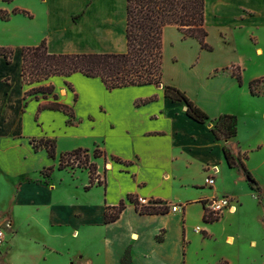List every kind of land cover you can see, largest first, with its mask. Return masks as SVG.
<instances>
[{
	"label": "crops",
	"instance_id": "1",
	"mask_svg": "<svg viewBox=\"0 0 264 264\" xmlns=\"http://www.w3.org/2000/svg\"><path fill=\"white\" fill-rule=\"evenodd\" d=\"M0 9L10 13L0 18V47L13 51L9 61L0 55V264H122L127 252L129 264H264V243L257 246L251 229L238 230L236 204L216 220L204 217L205 202L215 197L240 206L245 197H258L242 168L227 165L223 146L263 192L248 160L264 150L253 127L257 115L264 121V92L249 88L264 76V65L248 70L264 54V0H205L212 50L165 26L161 86L109 90L98 77L76 72L43 81L53 86L47 98L30 93L38 84L22 82V48L44 40L50 53H123L126 0H0ZM238 38L248 55L239 51ZM238 67L241 83L231 73ZM164 85L183 91L209 120L187 116L184 102L164 96ZM54 94L71 117L38 108ZM221 114L237 116L235 137H214L211 120ZM40 139L54 140L55 157L33 147ZM77 148L87 149L95 165L90 186L87 167H59L60 157ZM209 174L213 185L205 183ZM129 195L146 198L144 206L161 201L167 211L141 213ZM121 201L119 217L105 223V207ZM83 239L95 250L83 253Z\"/></svg>",
	"mask_w": 264,
	"mask_h": 264
},
{
	"label": "trees",
	"instance_id": "2",
	"mask_svg": "<svg viewBox=\"0 0 264 264\" xmlns=\"http://www.w3.org/2000/svg\"><path fill=\"white\" fill-rule=\"evenodd\" d=\"M21 12L13 9L12 13ZM24 12V11H22ZM10 13L0 9V18L8 19ZM167 25L175 26L183 37L196 39L200 47L212 50L206 42L207 30L205 29V0H126V51L123 53H50L44 40L37 45L25 46L21 50V76L25 84H38L30 93H42L44 98L53 92L52 85L41 83L53 76L67 77L79 72L87 77H98L107 89L125 86H142L159 84L162 78L163 42L162 33ZM12 49L0 47V55L7 61L11 59ZM231 73L241 83V70L232 69ZM264 81V76L249 82L250 92L258 94L255 86ZM40 84V85H39ZM164 96L172 101H182L186 106V114L193 120L204 123L209 120L208 115L195 105L183 91L170 86H163ZM52 100L39 105V109H57L71 117V108L57 101V95H52ZM152 97L140 100L144 103ZM211 131L216 139H229L237 134V116L234 114H221L211 120ZM45 147L51 157H55V142L51 139H40L33 142V147ZM93 157H98V150L92 152ZM223 155L229 167L238 165L242 168L249 186L258 187L256 180L239 158H235L226 146H223ZM77 164L89 170V185L93 184L95 165L90 161L87 149L77 148L60 157L59 167ZM87 186V187H88ZM139 212L158 214L167 211L166 204L154 201L149 205H139L128 196ZM125 207L123 201L117 206H106L104 222L115 221ZM205 219L216 220L205 208ZM122 264H129L128 252L122 258Z\"/></svg>",
	"mask_w": 264,
	"mask_h": 264
},
{
	"label": "rangeland",
	"instance_id": "3",
	"mask_svg": "<svg viewBox=\"0 0 264 264\" xmlns=\"http://www.w3.org/2000/svg\"><path fill=\"white\" fill-rule=\"evenodd\" d=\"M213 42L215 43L214 45H217L220 47V40L219 37L217 36H212L211 37ZM238 45H239V51H241L243 54L245 53L246 55H248L247 51H248V47L243 45L241 42V38H238ZM220 50H217L216 53L219 54ZM177 60L179 61V68L182 69L183 67H185V59L183 58L182 55H180L179 57H177ZM264 54L262 56H259L258 58V66L257 68H251L248 70V73H255L256 70L260 71L262 69V66L260 64L264 65ZM234 69V68H233ZM237 70V69H234ZM255 89L261 93L264 92V81L256 84ZM263 120L260 116L257 115V118L255 120H253V127L255 128L256 131V137L259 138H264V127H263ZM263 153V154H261ZM243 158V156H242ZM262 159H264V150L263 152H259L256 154H253L250 159L248 160L249 166L255 168L254 172L257 176H261V180H263V192L261 191V187L260 185H258V187H255L253 190L256 192V194L258 195V197H245L242 201V205L240 206L239 203L235 202V204L237 205L238 208V212L237 214L240 215V220H239V227L238 230H242L245 233H250V229L252 232V236L254 237V239L257 240V246L260 247L261 243H264V241H261V237L264 238V225L262 224V222H260L258 219L260 220H264V210L262 208V205L264 204V165H262L261 161ZM242 161V160H240ZM243 163V161H242ZM236 167H239L238 165H236ZM241 168V167H240ZM248 183V180H247ZM249 184V183H248ZM236 214V215H237ZM242 228V229H241ZM260 235V237H259ZM65 244H67V246L72 245L73 246V240L70 239H65ZM81 246V250L82 252H90L92 251V249H94V247L89 245V241L86 240H82V243H80ZM95 250V249H94Z\"/></svg>",
	"mask_w": 264,
	"mask_h": 264
},
{
	"label": "built area",
	"instance_id": "4",
	"mask_svg": "<svg viewBox=\"0 0 264 264\" xmlns=\"http://www.w3.org/2000/svg\"><path fill=\"white\" fill-rule=\"evenodd\" d=\"M77 165V164H76ZM215 181L214 175L209 174L206 179L205 183L208 185H213ZM136 202L139 205L147 204L148 201L146 198L143 197H137ZM236 201H234L231 197L228 196H220V197H215L210 201L205 202V207L208 209L209 212H211L213 215L219 216L223 211L227 209H234V204ZM177 206H172V210H176ZM5 240V232L2 227H0V245L4 242Z\"/></svg>",
	"mask_w": 264,
	"mask_h": 264
},
{
	"label": "water",
	"instance_id": "5",
	"mask_svg": "<svg viewBox=\"0 0 264 264\" xmlns=\"http://www.w3.org/2000/svg\"><path fill=\"white\" fill-rule=\"evenodd\" d=\"M158 86H161V84L159 83Z\"/></svg>",
	"mask_w": 264,
	"mask_h": 264
}]
</instances>
